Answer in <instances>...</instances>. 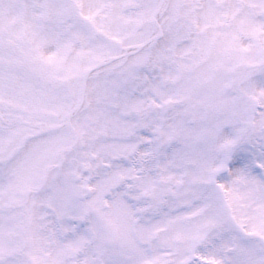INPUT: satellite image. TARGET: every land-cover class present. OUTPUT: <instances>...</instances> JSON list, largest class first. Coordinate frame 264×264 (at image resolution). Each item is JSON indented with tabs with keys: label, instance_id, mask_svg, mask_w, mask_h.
Here are the masks:
<instances>
[{
	"label": "snow or ice",
	"instance_id": "1",
	"mask_svg": "<svg viewBox=\"0 0 264 264\" xmlns=\"http://www.w3.org/2000/svg\"><path fill=\"white\" fill-rule=\"evenodd\" d=\"M0 264H264V0H0Z\"/></svg>",
	"mask_w": 264,
	"mask_h": 264
}]
</instances>
